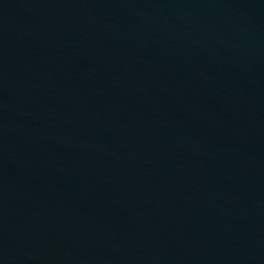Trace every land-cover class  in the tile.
I'll list each match as a JSON object with an SVG mask.
<instances>
[{"label": "water", "instance_id": "95a60500", "mask_svg": "<svg viewBox=\"0 0 264 264\" xmlns=\"http://www.w3.org/2000/svg\"><path fill=\"white\" fill-rule=\"evenodd\" d=\"M0 264H264V0H0Z\"/></svg>", "mask_w": 264, "mask_h": 264}]
</instances>
